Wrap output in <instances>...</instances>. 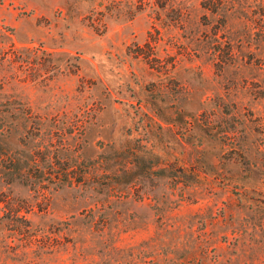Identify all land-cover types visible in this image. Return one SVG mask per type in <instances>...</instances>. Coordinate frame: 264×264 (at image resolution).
Wrapping results in <instances>:
<instances>
[{"label": "rangeland", "instance_id": "374dc122", "mask_svg": "<svg viewBox=\"0 0 264 264\" xmlns=\"http://www.w3.org/2000/svg\"><path fill=\"white\" fill-rule=\"evenodd\" d=\"M156 2L0 0V264H264V0Z\"/></svg>", "mask_w": 264, "mask_h": 264}, {"label": "trees", "instance_id": "16d2710c", "mask_svg": "<svg viewBox=\"0 0 264 264\" xmlns=\"http://www.w3.org/2000/svg\"><path fill=\"white\" fill-rule=\"evenodd\" d=\"M167 3H168V0H157L156 6L158 10H162V9H165ZM141 4L143 6H146V3L144 4V2ZM13 49H14L13 46L9 45L8 49L5 52L4 51L0 52V61H5L6 63H9L11 66L13 64H17V62H15V59L10 60V56L12 55V52L14 51ZM25 50H28V48H25ZM16 59H19V58H16Z\"/></svg>", "mask_w": 264, "mask_h": 264}]
</instances>
